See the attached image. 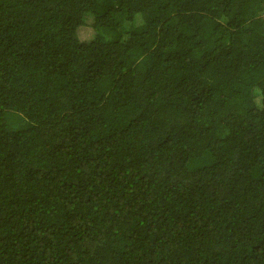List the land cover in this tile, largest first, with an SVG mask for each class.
I'll return each instance as SVG.
<instances>
[{
  "label": "trees",
  "instance_id": "1",
  "mask_svg": "<svg viewBox=\"0 0 264 264\" xmlns=\"http://www.w3.org/2000/svg\"><path fill=\"white\" fill-rule=\"evenodd\" d=\"M0 264H264V0H0Z\"/></svg>",
  "mask_w": 264,
  "mask_h": 264
},
{
  "label": "rangeland",
  "instance_id": "2",
  "mask_svg": "<svg viewBox=\"0 0 264 264\" xmlns=\"http://www.w3.org/2000/svg\"><path fill=\"white\" fill-rule=\"evenodd\" d=\"M89 32H90V30L88 28H83V29L80 30L79 34L82 36V35L87 34Z\"/></svg>",
  "mask_w": 264,
  "mask_h": 264
}]
</instances>
